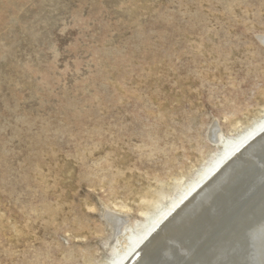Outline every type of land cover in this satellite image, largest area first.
Listing matches in <instances>:
<instances>
[{"label": "rangeland", "instance_id": "374dc122", "mask_svg": "<svg viewBox=\"0 0 264 264\" xmlns=\"http://www.w3.org/2000/svg\"><path fill=\"white\" fill-rule=\"evenodd\" d=\"M263 117L264 0H0V264H114Z\"/></svg>", "mask_w": 264, "mask_h": 264}, {"label": "bare ground", "instance_id": "6f19581e", "mask_svg": "<svg viewBox=\"0 0 264 264\" xmlns=\"http://www.w3.org/2000/svg\"><path fill=\"white\" fill-rule=\"evenodd\" d=\"M223 147L114 264H264V117Z\"/></svg>", "mask_w": 264, "mask_h": 264}]
</instances>
